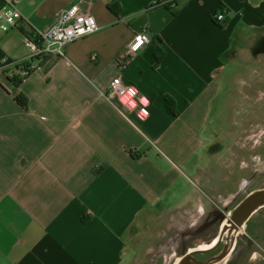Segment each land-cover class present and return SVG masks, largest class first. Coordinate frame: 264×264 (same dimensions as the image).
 I'll return each mask as SVG.
<instances>
[{"label":"crops","instance_id":"1","mask_svg":"<svg viewBox=\"0 0 264 264\" xmlns=\"http://www.w3.org/2000/svg\"><path fill=\"white\" fill-rule=\"evenodd\" d=\"M151 1L23 0L18 26L0 31V264H132L153 245L183 247L179 264L215 249L256 190L211 111L235 59L264 57V0ZM72 5L99 30L18 79L25 33L45 34ZM142 28L149 44L120 70ZM117 76L148 102L144 120L105 96ZM217 264H264V205Z\"/></svg>","mask_w":264,"mask_h":264},{"label":"rangeland","instance_id":"2","mask_svg":"<svg viewBox=\"0 0 264 264\" xmlns=\"http://www.w3.org/2000/svg\"><path fill=\"white\" fill-rule=\"evenodd\" d=\"M222 78L211 111L214 131L228 135L229 150L240 153L244 166L252 165L251 185L257 192L264 189V57L237 58ZM177 249L155 245L150 251L138 249L132 264H176L183 247Z\"/></svg>","mask_w":264,"mask_h":264},{"label":"built area","instance_id":"3","mask_svg":"<svg viewBox=\"0 0 264 264\" xmlns=\"http://www.w3.org/2000/svg\"><path fill=\"white\" fill-rule=\"evenodd\" d=\"M23 0H1L0 9V31L8 32L15 29L21 21L22 15L18 9V4ZM178 6V0H152L148 9L157 7L174 11ZM223 12L212 16L213 21L218 24L224 21ZM99 26L92 15L81 13L77 5H72L61 13L58 21L44 34H25L23 45L27 50L25 60L18 72V79H23L31 71L39 68L40 61L50 55L64 57V47L74 41H78L92 33H96ZM151 34L146 28H142L136 33L130 42L126 45L122 54L118 57V67L123 70L128 66L130 60L143 47H146L151 39ZM90 60H96L94 54ZM105 96L111 100L117 98L119 107L125 115L134 113L139 119L146 118V107L148 102L143 96H140L135 87L124 84L120 77H115Z\"/></svg>","mask_w":264,"mask_h":264},{"label":"water","instance_id":"4","mask_svg":"<svg viewBox=\"0 0 264 264\" xmlns=\"http://www.w3.org/2000/svg\"><path fill=\"white\" fill-rule=\"evenodd\" d=\"M264 205V189L255 191L233 210L231 218L227 221L220 239L217 240L215 249L208 252L194 251L183 255L179 264H217L225 258L230 252L233 242L236 238L242 224L247 220L250 214Z\"/></svg>","mask_w":264,"mask_h":264},{"label":"trees","instance_id":"5","mask_svg":"<svg viewBox=\"0 0 264 264\" xmlns=\"http://www.w3.org/2000/svg\"><path fill=\"white\" fill-rule=\"evenodd\" d=\"M218 26H219V25H218ZM25 34H26L28 37L32 35L31 33H28V32L25 33ZM15 82H16V83H19L20 81H19L18 79H16ZM16 102H17L20 106H22L23 108L26 107V102H27V101H26V98H25L23 95H18V96L16 97ZM166 102H167V105H166L167 111H168L169 113L174 114L172 108L169 106V105H170V101H169V100H166Z\"/></svg>","mask_w":264,"mask_h":264}]
</instances>
